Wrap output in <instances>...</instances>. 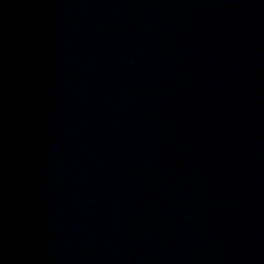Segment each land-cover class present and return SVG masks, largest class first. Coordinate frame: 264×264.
<instances>
[{"label": "water", "instance_id": "1", "mask_svg": "<svg viewBox=\"0 0 264 264\" xmlns=\"http://www.w3.org/2000/svg\"><path fill=\"white\" fill-rule=\"evenodd\" d=\"M0 264H264V0H0Z\"/></svg>", "mask_w": 264, "mask_h": 264}]
</instances>
